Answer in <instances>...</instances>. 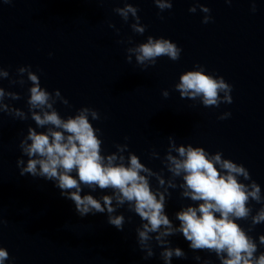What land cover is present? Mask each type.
Masks as SVG:
<instances>
[{
	"label": "clouds",
	"instance_id": "9594fccd",
	"mask_svg": "<svg viewBox=\"0 0 264 264\" xmlns=\"http://www.w3.org/2000/svg\"><path fill=\"white\" fill-rule=\"evenodd\" d=\"M3 2L9 4L12 0ZM232 2L233 0H225L228 4ZM154 3L161 12L172 8V0H154ZM251 3V10L255 12V0H251ZM200 10L206 14L202 23H209L212 20L208 15L210 9L201 5ZM114 11L125 22L131 14L135 20L131 25L133 32L141 35L145 32L146 26L140 25V17L137 15L138 8L128 4ZM189 12L195 13L196 7L189 8ZM181 51L170 39L149 36L146 43L127 49L129 55L126 59L131 63V54H135L137 64L147 68L148 65L154 66L162 56L177 61ZM196 68L198 70L186 71L180 76L175 89L179 91L181 98L200 97L205 107L232 103V85L223 77L206 73L202 66L197 65ZM25 74L31 82L27 99L28 113L4 103L6 97L17 100L20 95L6 92L0 87V113H8L20 120H27L30 114L36 125V128H28L27 135L19 144L23 155L28 157L26 166L24 159L18 158L16 161L21 176L30 174L32 177L53 181L60 189L61 196L74 203L75 210L81 217L107 211L108 223L120 231H123L125 217L113 213L127 205V210L135 213L142 221L136 231L141 250L147 252L143 259L154 255L149 243L153 239L151 234H156L154 238L163 249L160 255L165 264H171L173 257L186 258V253L181 248L171 247L167 240V237L181 233L189 242L191 250L214 253L220 264H264V252L257 255L258 244L248 234L256 225L264 223V206L253 215L250 202L260 204L264 202V196L260 185L251 179L249 170L243 164L222 159L223 154L219 151L210 154L199 146L177 147L170 137L162 163L171 174V179L165 181L162 171L156 172L147 167L139 156L128 151L127 144H116V152L102 154L103 141L98 135L102 134L101 129L95 128L91 122L101 119L99 112L82 107L75 115L62 118L54 105L57 101L68 105V100L58 89L50 93L43 88L39 76L31 70L30 65L20 67L18 75L21 79L11 80L10 83L22 86ZM0 78H9V72L2 67ZM162 95L167 98L169 93L163 91ZM230 115L231 113L225 112L218 119L223 120ZM37 128L46 131H37ZM125 152L128 153L127 156L123 154ZM173 152L177 155H173ZM151 157L159 158L155 151L151 153ZM178 177L183 181L179 185L182 197L199 203L177 212L179 227H175L165 214V203L166 194L171 195L168 188L177 187L175 180ZM241 177L251 182L243 183ZM152 178L158 184L155 189L151 185ZM85 188L91 191L97 188L111 190L112 195H104L98 200L90 194L81 195ZM249 217L251 225L246 231L237 221L248 220ZM128 221H131V217ZM3 223L0 220V224ZM258 239L259 246H264V235H260ZM195 259L199 261L201 257L196 256ZM7 260L8 251L0 247V264H5ZM203 264L210 262L204 260Z\"/></svg>",
	"mask_w": 264,
	"mask_h": 264
}]
</instances>
